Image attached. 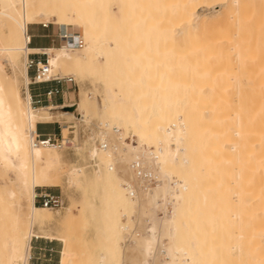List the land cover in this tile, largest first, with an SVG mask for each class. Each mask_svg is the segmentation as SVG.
I'll return each mask as SVG.
<instances>
[{
    "label": "bare ground",
    "instance_id": "1",
    "mask_svg": "<svg viewBox=\"0 0 264 264\" xmlns=\"http://www.w3.org/2000/svg\"><path fill=\"white\" fill-rule=\"evenodd\" d=\"M40 20L81 27L83 43L47 50L44 78L89 75L102 86L92 103L81 94L61 107L84 128L91 113L102 121L94 138L105 164L58 217L34 204L35 188L58 187L62 162L59 148L34 141L36 123L52 118L28 92L27 26ZM260 66L264 0H0V179L12 174L0 183V264H26L31 238L51 225L59 264H98L95 254L99 264H264ZM95 222L93 244H80Z\"/></svg>",
    "mask_w": 264,
    "mask_h": 264
},
{
    "label": "rangeland",
    "instance_id": "2",
    "mask_svg": "<svg viewBox=\"0 0 264 264\" xmlns=\"http://www.w3.org/2000/svg\"><path fill=\"white\" fill-rule=\"evenodd\" d=\"M112 8L115 9L116 8L115 5H112ZM148 10L149 11L151 10V6L148 7ZM215 10H217V9H215ZM39 22H46V20H40ZM40 26H42V25L41 24H39V25L29 24L27 26L28 34H29V29L31 27H40ZM47 26H49L51 29H56L59 31L61 38L63 40V43L61 44V46L65 43L66 45L76 47L77 49L82 48L83 43H81V40L79 37L81 34V31H80L81 27H78L79 30L76 28L70 30V29H66V28L63 29V28L57 27L56 25L50 24V23ZM68 38H70V39H68ZM81 44H82V46H81ZM79 46H81V47H79ZM156 49H157V47L152 46V45L149 47L148 54L150 57L147 59L148 60V64H147L148 67H147L146 71H148L150 69V66L152 65L153 54L155 53ZM44 59H46L45 56H44ZM253 65H255V64H253ZM255 66L258 67V65H255ZM261 67L262 66H260V72H262V74L264 75V72H263L264 67L263 68H261ZM5 68H6L7 73H9L10 70L8 69V67H5ZM262 69H263V71H262ZM257 70L259 71V68ZM55 73L58 74V72H55ZM55 73H53V74H55ZM27 74H28V72H27ZM61 76H64V78H68V77L72 78L73 82H74L73 92L70 93L72 100L70 101L69 104H72V103L76 104L78 102V97H80L81 94L85 95V97L87 99H89V101H91V103L94 100H96L98 97L102 96L101 83L93 76L85 75L82 77H77V76L71 75L70 73H65L64 75H61ZM28 78H29V76H28ZM29 82H31L30 78H29ZM126 82H128V81L126 80ZM19 85H20V92L22 93L24 90H23V83H22L21 79H20ZM149 85H153V82H150ZM125 88H127V86H125L122 89V91H125L126 90ZM150 100H151V98L148 99V102ZM31 106L33 108H36L35 104H31ZM64 106H66V105H64ZM46 108L49 109L47 112L52 116V118L50 119L51 121H49L47 123H43V124L55 126L56 127V133L55 134L58 133V129H57L58 124L61 126V129L64 126L67 127L66 131L62 132V130H61L62 136L69 137V136L74 135L73 146L82 147L79 150H76L75 147L74 148H65L64 147V148L57 150V153L60 155V158L62 160V162L55 168V172L58 174V178H59L58 187L35 188L36 196L39 194H50L52 196L57 197L58 200L61 201L62 206L60 209H58V208L52 209V210L49 209V212L52 216L58 217V216L62 215L68 207L71 206V202L76 203V205H77V203L80 204L83 202L82 200H84V199L81 195L80 185L83 183V181L85 179L88 180V184L91 186L93 184L94 185L98 184L97 178L100 177V174H102L104 164H105V159L103 156L96 153V150H97L96 147H98V145L96 143H94L92 140L94 139V137H98L100 139V127L102 125L101 124L102 121L100 122V120H98L96 118L95 114L93 115L91 113V115L89 116L90 117L89 124L87 126H85V128H84L82 126V124H80L77 121L75 122V120L72 117L68 118L70 116L66 117L62 114L67 109L61 108V107H53L51 105L46 107ZM105 121H110V120L105 119ZM103 123H105V122L103 121ZM69 126H71V127L68 128ZM44 131H46V128H43V132ZM128 132L129 131H127L126 133H128ZM70 133H72V135H70ZM126 136L128 137V138L127 137L125 138V141L127 143H131L130 141L132 139L133 145H136L135 143L138 141L136 137H132L131 135H128V134H126ZM89 137H92V140H90ZM129 137H131V138H129ZM84 142H86V143H84ZM81 145H83V146H81ZM13 160L15 163L17 162V159H13ZM91 161H98L99 162L97 168H95L92 165ZM124 165H126V164H124ZM10 173L11 172L4 174L3 179H0V183L5 182L7 185H10V183L8 182V178H7V177L12 178V174H10ZM49 174H51V173H49ZM229 178H232V177L230 176ZM229 180H231V179H229ZM228 182H230V181H228ZM228 182H227V184L229 186ZM228 186L226 188V190L228 189V192H226V193H228L229 198H231L232 195L229 192L233 188H231L229 190ZM152 187H154V186H152ZM232 192H233V190L231 191V193ZM226 196H227V194H226ZM86 197L89 198V194H87ZM101 197H102V195H101ZM37 201H38V199L35 197V202H37ZM35 205L40 206L38 204H35ZM15 209H17V203L16 202H15ZM166 210H169V207H167ZM72 212L75 213V209H73ZM154 214L156 215L157 218L162 217V212L158 211V212H155ZM228 219L229 218H227V220ZM96 223L97 222H95L93 225L87 226V227L82 228L80 230L81 234L78 235L80 244H83L87 241H88L87 245L89 244V242H92L91 245L93 244L94 240H91V239H90L91 241L89 239L85 240V238L87 239V238L91 237V234L94 231L93 226H95ZM227 224L230 226L231 223L228 222ZM54 228L55 227L52 225L49 228L45 227V229H44L45 235L44 236L54 237L55 236L54 230L56 229V228L55 229ZM46 229H48L49 231ZM85 231H89V232H87L85 235L84 234ZM35 241L36 242H42L43 244H46V245L49 244L50 242L54 243L57 246L58 252L60 250V243H58V242L49 241V240H45V239L35 240L34 238H32L31 246L33 245V243ZM160 242L164 245L167 244V240L164 238H161ZM5 253H7V251H5ZM95 253H96V251L94 252V254ZM160 254H161V256L164 257L165 252H164L163 248L160 249ZM84 257H82L83 262H86L87 259L84 260ZM93 259L96 260V262H98V264L101 262L100 260H98L97 254H95L94 258H92L91 260H93ZM159 260H160V257H159ZM58 264H59V262H58Z\"/></svg>",
    "mask_w": 264,
    "mask_h": 264
},
{
    "label": "crops",
    "instance_id": "3",
    "mask_svg": "<svg viewBox=\"0 0 264 264\" xmlns=\"http://www.w3.org/2000/svg\"><path fill=\"white\" fill-rule=\"evenodd\" d=\"M43 24V22L37 23V25ZM49 23H46V26H40V27H31L29 29V44L28 47L35 52H31L28 54L27 61L32 60L33 62H40L42 63L44 61L43 54L47 50H55L59 49L60 47L64 46L65 43L61 46L63 43V40L61 38V35L58 30L51 29L49 26ZM70 29L71 28H66ZM79 30V28H77ZM28 31V28H27ZM60 46V47H59ZM28 76L31 80V82L28 85V92L30 94V103L36 105V109L38 108H46L48 106L53 107H62L64 105H69L70 101L72 100L70 94L63 93V94H57L52 96L51 99L46 100L44 97V94L55 88V87H62V85H58L54 82H48V83H41V84H33L32 78L34 76V69L30 68L27 69ZM64 89V88H63ZM43 123L47 122H38L35 125V132L43 135V134H55L56 133V127L46 125ZM43 128H46V131L43 132ZM36 194V192H35ZM32 238L36 239H45L49 241H55L60 243V250L58 252L57 246L54 243L49 244H43L42 242H34L31 246V240ZM30 240L28 251H27V259L26 264H58L60 261L61 255H62V245L61 242L58 240H55L53 237H47V236H33ZM58 254V255H57Z\"/></svg>",
    "mask_w": 264,
    "mask_h": 264
},
{
    "label": "built area",
    "instance_id": "4",
    "mask_svg": "<svg viewBox=\"0 0 264 264\" xmlns=\"http://www.w3.org/2000/svg\"><path fill=\"white\" fill-rule=\"evenodd\" d=\"M42 26L45 27L46 25H42ZM43 56H45V58H46L45 54H43ZM39 64H42V65L39 66ZM45 65H46V59H44V61L42 63L33 62L32 60H28L27 69H30V68L34 69V76L32 78V83L33 84H41V83L54 82L58 85H62V87L64 88L63 89L61 87H55V88L47 91L44 94V97L46 98V100L51 99L52 96L57 95V94L72 93L73 92V86H74L73 79L69 78V77L64 78V77H60V76H51L49 78H44ZM70 127L71 126H69L68 128H70ZM57 129H58L57 134L40 135V134L36 133L34 136L35 143L37 145H43V146H46V145L55 146L59 149L64 148V147L65 148H74L75 146H73V135H72V133H70V135H72V136H69V138H71V139H69V138L64 139V137L61 134V126L59 124L57 125ZM93 142L96 143L98 146H100V141L98 138H94ZM91 162H92V165L95 168H97L98 162L97 161H95V162L91 161ZM137 166H136V168H138ZM136 168H135V170H137ZM138 169H139V171L137 173V177L141 181H143L142 184L146 187H149V188L154 186L156 183V179L150 175L149 170L144 168V167L143 168L139 167ZM36 198L38 199V201L37 202L34 201V204H38V205H40L44 208H48L50 210L57 209V208L60 209L62 206L61 201H59L57 197L52 196L50 194H39L36 196ZM34 239L37 240L36 238H34Z\"/></svg>",
    "mask_w": 264,
    "mask_h": 264
}]
</instances>
